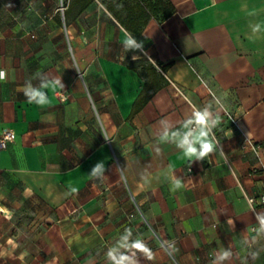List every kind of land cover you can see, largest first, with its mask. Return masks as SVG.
<instances>
[{"label":"crops","instance_id":"crops-1","mask_svg":"<svg viewBox=\"0 0 264 264\" xmlns=\"http://www.w3.org/2000/svg\"><path fill=\"white\" fill-rule=\"evenodd\" d=\"M72 1L0 0V264H264V206L247 201L264 173L240 149L251 138L264 164V0H166L131 34L143 52L99 0L64 17ZM146 64L163 85L131 114ZM205 108L217 148L189 159Z\"/></svg>","mask_w":264,"mask_h":264},{"label":"trees","instance_id":"trees-1","mask_svg":"<svg viewBox=\"0 0 264 264\" xmlns=\"http://www.w3.org/2000/svg\"><path fill=\"white\" fill-rule=\"evenodd\" d=\"M78 1L82 2L79 8V11H82L93 0H73L64 10V17ZM99 1L113 18L132 35H140L144 25L151 17L159 23L174 13V7L166 0H131L129 5L120 4V0ZM143 69L145 82L133 103L131 114L139 111L163 85V80L153 65L146 64Z\"/></svg>","mask_w":264,"mask_h":264},{"label":"clouds","instance_id":"clouds-1","mask_svg":"<svg viewBox=\"0 0 264 264\" xmlns=\"http://www.w3.org/2000/svg\"><path fill=\"white\" fill-rule=\"evenodd\" d=\"M258 30L254 29V31ZM124 47L127 51H141L143 52V42L137 41L135 37H132L130 33H125V40L123 41ZM147 55V53H144ZM137 56H133V60H135ZM59 83V82H57ZM60 87H64L63 84L59 85ZM25 96L30 97L28 102L30 103L31 98L39 97L40 102L42 104L48 103V100H45L44 94L40 91L32 90L31 92L25 91ZM218 105L223 108V105L220 104L219 99H216ZM221 122V117L219 115V111L215 118H212V113L207 109L198 110L196 116V123L198 125L196 131L189 132L188 134L184 135L178 147H182L184 149V156L192 159L195 157L196 160H204L209 154L216 151L218 141H216L215 133L213 129L216 128ZM100 165L93 170L92 175H95L99 172ZM175 187H181V182L179 180H175ZM77 191V189H73ZM262 230H264V219L261 220ZM134 247L144 253L147 258L152 259V255L150 254V250L140 241H137ZM230 253H225L224 258H227ZM255 258V257H254ZM124 258H121V261H118L117 264H122Z\"/></svg>","mask_w":264,"mask_h":264},{"label":"built area","instance_id":"built-area-1","mask_svg":"<svg viewBox=\"0 0 264 264\" xmlns=\"http://www.w3.org/2000/svg\"><path fill=\"white\" fill-rule=\"evenodd\" d=\"M60 10L62 11L63 8L61 7ZM60 98L64 101L66 100V96L65 95H59ZM220 107V105H219ZM221 108V107H220ZM222 111L224 112V115L230 120V122L234 125L237 126V121L224 109L221 108ZM215 118V117H214ZM213 118V119H214ZM198 125L196 122H194L191 126H190V131H195L197 129ZM14 139V134L10 131H4L2 132L1 136H0V148H4L6 146V143L13 140ZM240 149L242 151H246L249 150L252 153H254L257 157V163H258V170L262 173H264V164L262 162V158L259 156V149L260 146L256 143H254L251 138H248L246 136L243 137V140L240 144ZM247 201L249 203V205L251 207H253L255 204L264 206V193L260 194L257 197H248ZM255 228H252V230H254ZM211 256V255H210Z\"/></svg>","mask_w":264,"mask_h":264},{"label":"rangeland","instance_id":"rangeland-1","mask_svg":"<svg viewBox=\"0 0 264 264\" xmlns=\"http://www.w3.org/2000/svg\"><path fill=\"white\" fill-rule=\"evenodd\" d=\"M54 1V0H53ZM65 0H55V2L57 3V11L60 10L61 6H63V2ZM64 32H65V29H64Z\"/></svg>","mask_w":264,"mask_h":264}]
</instances>
